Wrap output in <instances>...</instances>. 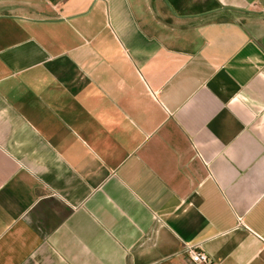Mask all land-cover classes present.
Segmentation results:
<instances>
[{
  "label": "crops",
  "instance_id": "0c3cea01",
  "mask_svg": "<svg viewBox=\"0 0 264 264\" xmlns=\"http://www.w3.org/2000/svg\"><path fill=\"white\" fill-rule=\"evenodd\" d=\"M264 264V0H0V264Z\"/></svg>",
  "mask_w": 264,
  "mask_h": 264
},
{
  "label": "built area",
  "instance_id": "2783aa9c",
  "mask_svg": "<svg viewBox=\"0 0 264 264\" xmlns=\"http://www.w3.org/2000/svg\"><path fill=\"white\" fill-rule=\"evenodd\" d=\"M185 253L189 258L190 264H211L209 255L202 250H197L195 247L187 246Z\"/></svg>",
  "mask_w": 264,
  "mask_h": 264
}]
</instances>
